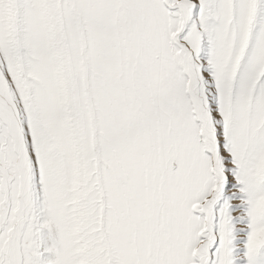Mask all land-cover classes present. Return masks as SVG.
I'll list each match as a JSON object with an SVG mask.
<instances>
[{
  "label": "snow or ice",
  "instance_id": "obj_1",
  "mask_svg": "<svg viewBox=\"0 0 264 264\" xmlns=\"http://www.w3.org/2000/svg\"><path fill=\"white\" fill-rule=\"evenodd\" d=\"M0 264H264V0H0Z\"/></svg>",
  "mask_w": 264,
  "mask_h": 264
}]
</instances>
